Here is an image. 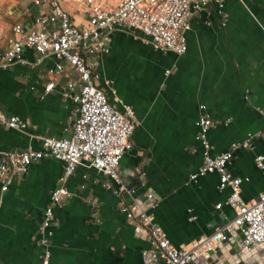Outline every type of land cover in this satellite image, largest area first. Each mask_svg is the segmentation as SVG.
Instances as JSON below:
<instances>
[{"label":"crops","instance_id":"crops-1","mask_svg":"<svg viewBox=\"0 0 264 264\" xmlns=\"http://www.w3.org/2000/svg\"><path fill=\"white\" fill-rule=\"evenodd\" d=\"M65 7L76 24L86 22L81 7L71 2ZM226 11V20L211 8L192 18L184 54L156 50L141 32L118 29L109 53L97 60L110 100L115 90L136 113L133 149L120 164L122 178L136 187L139 199L147 191L156 196V218L177 247L194 248L234 218L225 205L230 191L218 189L217 174L189 181L203 162L197 126L202 115L214 121L208 132L213 154L260 133L252 149L236 152L230 171L243 180L244 200L264 193V173L255 160L264 156V0H227ZM36 13L29 0H13L0 16V37L15 24L31 25ZM23 58L25 64L0 68V109L29 126L21 132L0 124V152L39 150L42 137L70 136L74 103L63 99L59 85L45 93L55 58L37 64L32 49ZM63 171V162L44 158L7 191L0 186V264H39L40 225ZM105 183L116 188L108 176L86 165L66 180L72 196L55 209L50 264H144L149 242L126 219L115 189Z\"/></svg>","mask_w":264,"mask_h":264},{"label":"built area","instance_id":"built-area-1","mask_svg":"<svg viewBox=\"0 0 264 264\" xmlns=\"http://www.w3.org/2000/svg\"><path fill=\"white\" fill-rule=\"evenodd\" d=\"M37 13L31 25L15 24L11 32L0 37V68L8 69L16 63H26L23 53L32 49L36 63L48 56L56 60L51 70L52 79L45 86V93L58 85L64 100L74 103L70 136L41 138V149L29 147L25 151L0 152V186L7 191L12 183L24 176L33 162L52 158L64 163L58 186L51 194L40 225L41 245L39 264H50L52 240L57 224L56 208L62 207L72 196L65 187L68 178L80 165L108 176V189L114 188L120 200V210L126 219L139 228L149 242L142 252L144 264H193L208 251L223 242L237 245L233 232L242 235L243 250L264 243V193L246 201L241 195L242 179L230 171L238 150L252 149V139L260 133H249L247 139L233 143L230 149L213 154L208 132L214 121L202 115L198 122V140L203 149L202 165L189 176L195 182L207 174L219 176L218 189H229L225 205L234 211V218L210 235L203 236L194 248L173 245L164 228L159 224L155 209L159 201L147 191L144 198L136 196L137 189L128 185L120 173V164L133 149L132 136L137 125L135 110L124 104L115 90L110 100L100 84L97 60L110 51L113 33L118 29L141 32L154 49L162 52L184 54L188 49L186 33L192 18L201 11L215 9L224 20L228 17L227 0H29ZM65 2L81 7L87 15L86 22L78 25L66 9ZM66 80L61 83V78ZM201 109H205L201 105ZM0 124L25 132L28 122L20 116L0 109ZM256 164L264 173V156L256 157ZM144 182H142V185ZM222 203L216 208L221 209Z\"/></svg>","mask_w":264,"mask_h":264},{"label":"water","instance_id":"water-1","mask_svg":"<svg viewBox=\"0 0 264 264\" xmlns=\"http://www.w3.org/2000/svg\"><path fill=\"white\" fill-rule=\"evenodd\" d=\"M232 235L237 237V245L223 242L193 264H264V243L253 247L251 251L243 250V236L239 232H233Z\"/></svg>","mask_w":264,"mask_h":264},{"label":"rangeland","instance_id":"rangeland-1","mask_svg":"<svg viewBox=\"0 0 264 264\" xmlns=\"http://www.w3.org/2000/svg\"><path fill=\"white\" fill-rule=\"evenodd\" d=\"M12 3L13 0H0V16L3 15L5 17V9Z\"/></svg>","mask_w":264,"mask_h":264}]
</instances>
